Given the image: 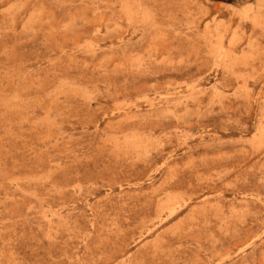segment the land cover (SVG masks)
Masks as SVG:
<instances>
[{"label":"rangeland","instance_id":"1","mask_svg":"<svg viewBox=\"0 0 264 264\" xmlns=\"http://www.w3.org/2000/svg\"><path fill=\"white\" fill-rule=\"evenodd\" d=\"M0 264H264V0H0Z\"/></svg>","mask_w":264,"mask_h":264}]
</instances>
